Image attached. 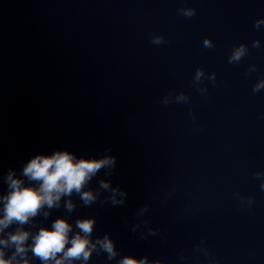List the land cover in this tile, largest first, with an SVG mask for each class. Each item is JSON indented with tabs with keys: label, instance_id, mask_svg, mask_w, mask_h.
I'll list each match as a JSON object with an SVG mask.
<instances>
[{
	"label": "clouds",
	"instance_id": "9594fccd",
	"mask_svg": "<svg viewBox=\"0 0 264 264\" xmlns=\"http://www.w3.org/2000/svg\"><path fill=\"white\" fill-rule=\"evenodd\" d=\"M179 11L187 17L195 14L193 8H182ZM262 24L264 19L256 21L255 26L259 28ZM152 43L162 44L164 38L154 36ZM203 45L206 48L213 47L212 41L208 38L204 39ZM259 46L260 41H254L253 47ZM247 51V46L240 44L233 49L228 62L238 63ZM204 75V70L198 68L195 81H201ZM209 78L214 80L215 73ZM261 88H264V80L255 86L254 91H259ZM176 100L186 102L188 97L181 93ZM164 102L168 103V97H165ZM105 152L110 153L111 148L106 149ZM116 164L117 158L114 155L85 158L78 157L74 152L66 149H57L51 154L40 153L32 156L22 164L20 176L15 169L9 168L3 177L7 184V192L0 194V264H32L33 257L41 264H76V262L89 264L93 252L97 255L106 254L109 261L115 259L119 252L115 241L108 233L93 239L96 224L94 216L76 219L75 226L69 223L68 219L57 217L52 221L51 227L38 226L35 218L42 216L47 219L53 209L61 207L64 198L67 199H64L63 207L69 214L72 213L77 206L71 199L74 194L85 206H91L99 199L100 190L110 194L106 200H110L113 206L124 205L127 193L119 186L112 187L109 180H99V189L96 191L88 188L100 170H105V176H111ZM260 175L264 174L257 173V176ZM261 189L264 190V183L261 184ZM251 202L249 198V203ZM147 211L148 206L145 205L139 210L138 215L143 216ZM144 223L147 225V221ZM13 225L15 230L10 231ZM26 225H30L31 228L38 227V230L32 231L31 228H26ZM139 227V224L133 225V232ZM156 232V229L147 228L146 234L155 235ZM116 264H164V262L159 259L149 260L147 256L138 259L133 255H124L116 261Z\"/></svg>",
	"mask_w": 264,
	"mask_h": 264
}]
</instances>
